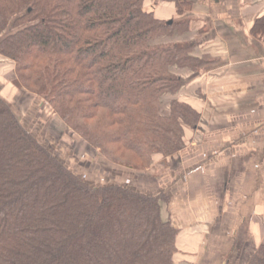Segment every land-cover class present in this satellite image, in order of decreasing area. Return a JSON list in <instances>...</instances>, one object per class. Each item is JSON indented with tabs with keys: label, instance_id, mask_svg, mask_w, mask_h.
<instances>
[{
	"label": "trees",
	"instance_id": "1",
	"mask_svg": "<svg viewBox=\"0 0 264 264\" xmlns=\"http://www.w3.org/2000/svg\"><path fill=\"white\" fill-rule=\"evenodd\" d=\"M144 5L0 0V57L14 65V86L85 147L140 171L181 150L198 124L179 73L203 64L187 22ZM20 118L0 96V264H174L178 231L161 217L164 194L90 181ZM246 264H264V230Z\"/></svg>",
	"mask_w": 264,
	"mask_h": 264
},
{
	"label": "crops",
	"instance_id": "2",
	"mask_svg": "<svg viewBox=\"0 0 264 264\" xmlns=\"http://www.w3.org/2000/svg\"><path fill=\"white\" fill-rule=\"evenodd\" d=\"M176 1L180 11L174 0L144 7L159 20L188 24L191 54L203 64L179 73L180 98L199 122L185 130L181 150L153 157L152 175L108 161V184L167 197L161 217L178 231L174 264H246L264 230V0ZM0 62L10 92L0 96L16 104V87L3 79L13 63ZM31 97L34 107L21 120L32 131L38 119L29 115L43 103Z\"/></svg>",
	"mask_w": 264,
	"mask_h": 264
},
{
	"label": "rangeland",
	"instance_id": "3",
	"mask_svg": "<svg viewBox=\"0 0 264 264\" xmlns=\"http://www.w3.org/2000/svg\"><path fill=\"white\" fill-rule=\"evenodd\" d=\"M5 66L6 64L4 62H0L2 72L6 71L5 68H3ZM3 74L5 76L3 78L4 81L6 83L11 82V84H13L12 80L14 78V74L9 75L6 72ZM4 87V82L1 83L0 81V91L5 89ZM16 89L17 90L12 89L11 91H15L14 94L17 100L16 104H20L18 105L19 108L17 109L13 101L10 103L18 110L21 117L20 119H22L26 112H29L30 109L34 107V101L32 99L33 97L30 95H23L20 93L18 88ZM3 92L4 95L9 96L10 92H5L4 90ZM50 113L52 114V111L45 102L39 106L37 105L36 113L29 115V117L33 116V118L38 119L37 126L32 128L34 130H32V132L36 134L40 141H45L47 138V142L49 146L53 148V152L70 169L79 175H83L94 183H108V160L102 156L98 150H90L85 147L84 142H82L77 135L71 133L56 115H49ZM149 168L147 170H143L142 172L145 171V175L154 174L153 171H148ZM136 175H141V173L137 172Z\"/></svg>",
	"mask_w": 264,
	"mask_h": 264
}]
</instances>
